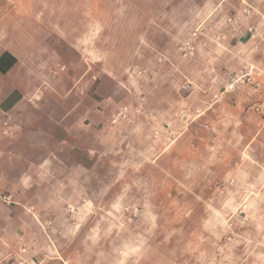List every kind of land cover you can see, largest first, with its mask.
I'll use <instances>...</instances> for the list:
<instances>
[{
	"label": "rangeland",
	"instance_id": "rangeland-1",
	"mask_svg": "<svg viewBox=\"0 0 264 264\" xmlns=\"http://www.w3.org/2000/svg\"><path fill=\"white\" fill-rule=\"evenodd\" d=\"M6 1L17 2L22 12L43 11L38 19L45 28L42 39L81 43L85 58L100 71L125 78L128 72L138 76L148 68L157 70L152 59L145 67L135 59L143 36L150 46L156 45L155 36L139 31L150 19L137 15L154 11L156 0ZM255 19L253 43L242 50L246 61L241 67H234L233 60L219 67L217 53L205 52L206 68L215 74L210 81L197 79L193 64L200 51V30L183 22V29L191 31L175 35L172 71H167L178 88L187 83L200 98L175 109V120L189 130L171 147L159 140L164 131L153 129L156 125H139L135 130L121 125L116 135L103 140L98 162L87 177L78 176L67 164L40 167L31 161L39 155L31 151L19 148L6 156L3 149L0 264H12L7 256L16 248L4 239L13 236L17 226L12 220L22 211L35 217L51 237L46 264H264V193L256 189L264 175V0L229 3L223 20L226 26L239 27ZM194 32H198L196 49L184 57L179 48ZM260 43L262 50L254 52ZM150 52L148 48L147 56ZM227 54L231 53L226 51L228 62ZM170 83L162 81L156 88L163 102L179 98ZM132 85L137 94L153 91V83L140 79ZM240 90L252 95L248 103L252 110L242 113L240 125H230L234 103L228 95ZM225 100L230 103L226 113L231 121L217 125ZM181 112L187 118H180ZM124 119L128 116L117 123ZM169 135L175 138L171 130ZM241 158L245 160L241 174L258 175L242 184L244 194L234 192L235 177L239 181L234 170ZM44 170L54 176L38 177ZM209 170L215 173L210 189L205 188ZM18 171L33 172L35 178L18 183ZM63 171L72 177H57ZM57 187L63 192H52ZM17 250L27 255L26 244ZM20 262L31 264L26 256Z\"/></svg>",
	"mask_w": 264,
	"mask_h": 264
},
{
	"label": "crops",
	"instance_id": "crops-1",
	"mask_svg": "<svg viewBox=\"0 0 264 264\" xmlns=\"http://www.w3.org/2000/svg\"><path fill=\"white\" fill-rule=\"evenodd\" d=\"M235 1L251 0H156L154 11L138 12L139 17L147 21L150 19L139 31L155 36L156 45L150 46L146 36H143L135 59L138 65L144 67L152 59L157 70L148 68L144 72L141 69L138 76L128 72L125 80L124 74L120 76L108 70L100 71L91 60L88 61L81 43H67L58 38L50 41L48 37L43 40L45 28L38 20L43 16V11L39 13L25 9L22 12L18 10L17 2L13 4L0 0V178L3 177V149L7 156L19 148L39 155L31 161L40 164V167L67 164L79 172L78 176L87 177L98 162L103 140L116 135L117 127L121 125H128L132 130L139 128V125H156L153 129L166 133H162L165 138L159 135V140H164L168 147L174 145L189 130L175 120V109L190 104L193 98H200L199 91L194 89L191 92L193 87L187 83L178 88L179 83L171 81L175 35L200 30V51L193 59L200 81H210L215 75L206 68V51L217 53L214 57L219 67H225L227 63L230 65L232 60L234 67H241L246 61L242 50L252 45L257 20L239 27L234 23L226 26L223 20L225 9ZM178 18L181 22L176 20ZM184 21L191 25V30H187V27L183 29ZM262 46L258 44L254 52L261 51ZM148 48L151 52L147 56ZM226 51L231 53L227 54L228 62ZM163 57L169 63L161 61ZM136 79L153 83V91L137 94L132 87ZM162 81L171 82L178 99L163 102L157 97L156 88L161 87ZM251 96L248 97L242 90L228 95V100L234 103L233 121L226 113L230 103L225 100L224 115L218 118L216 124L229 125L231 121L230 125H240L242 113L247 109V112L252 110L251 106L248 107L253 98ZM118 112L126 114L128 119L113 124V116ZM170 130L175 134L173 139L169 138ZM244 162L243 158L238 159L234 170V176L239 173L238 183L236 177L234 179V192L239 194L246 193L242 184L254 177L241 174ZM61 172L57 177H72L67 171ZM15 175L18 183L27 177L35 178L33 172L18 171ZM53 176L46 170L38 175L48 179ZM206 176L205 188L210 189L215 173L209 170ZM261 178L264 179V175L259 181ZM259 181L256 182V189L262 188L264 193V183L261 181L262 185H258ZM52 192L60 193L63 190L57 187ZM12 221L17 228L11 238L4 239L13 243L7 246L16 248L7 256L13 259L12 264H17L25 256L31 264H46L51 254L50 235L40 228L35 217L23 211L16 214ZM21 243L26 244L27 255L23 256L17 250Z\"/></svg>",
	"mask_w": 264,
	"mask_h": 264
},
{
	"label": "built area",
	"instance_id": "built-area-1",
	"mask_svg": "<svg viewBox=\"0 0 264 264\" xmlns=\"http://www.w3.org/2000/svg\"><path fill=\"white\" fill-rule=\"evenodd\" d=\"M253 28L251 27L250 28V31H252ZM198 37V32H194L193 35L187 39L184 43H182L181 47L179 48V50L182 52V55L184 57H189L191 55H193L195 49H196V46H195V41H196V38ZM187 114L185 112H181L179 114V117L182 118V119H185L187 118ZM123 118H126V115L122 112H120L112 121L113 124L117 123V121L119 119H123ZM156 135H158V132H156ZM21 251L25 252L26 250L24 248L21 249ZM19 264H23L22 262H20Z\"/></svg>",
	"mask_w": 264,
	"mask_h": 264
}]
</instances>
